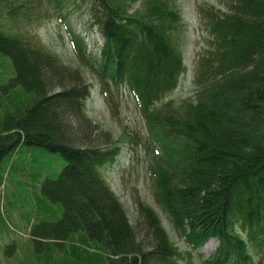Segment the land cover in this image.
<instances>
[{
  "label": "trees",
  "instance_id": "1",
  "mask_svg": "<svg viewBox=\"0 0 264 264\" xmlns=\"http://www.w3.org/2000/svg\"><path fill=\"white\" fill-rule=\"evenodd\" d=\"M47 3L67 12L86 5L102 37L100 52L89 55L79 35L69 32L73 49L108 101L111 87L120 85L138 99L161 144L149 167L154 197L185 245L196 250L217 239L201 264H264V251L255 262L249 250V243L254 250L264 247V0H222L224 8H198L209 38L196 59L194 96L178 105L161 102L184 70L175 0ZM33 4L0 0V185L14 168L9 209L22 204L37 209L38 221L58 219L57 225L42 222L51 225L49 232L33 231L46 253L38 264H179L183 256L155 212L135 198L150 240L144 247L100 174L115 158L118 141L106 135L104 144L80 147L67 139L61 120L67 115L86 122L89 132L83 111L89 93L78 73L16 26L18 17L28 21ZM54 86L60 90L50 92ZM22 145L28 160H11ZM44 153L65 160L57 178H51V167L43 169L51 159ZM184 258L194 264L190 252Z\"/></svg>",
  "mask_w": 264,
  "mask_h": 264
},
{
  "label": "rangeland",
  "instance_id": "2",
  "mask_svg": "<svg viewBox=\"0 0 264 264\" xmlns=\"http://www.w3.org/2000/svg\"><path fill=\"white\" fill-rule=\"evenodd\" d=\"M221 1L175 0L182 18L179 49L184 70L178 78L176 87L161 100L162 103L172 100L174 105H178L183 99L193 98L196 87V59L209 38L198 16V8L208 4L224 8ZM47 5V0H34V4L28 9V21L18 17L19 23L16 26L23 33H27L40 47L57 58L69 72L78 73L89 93L84 100L83 111L92 126L88 125V132L85 127L87 126L86 122V124L79 122L70 115L64 116L61 120L67 127V139L75 146L80 147H84L89 142L95 145L104 144L103 138L106 135L117 140V154L112 162L100 168V174L123 207L129 222L134 227L137 240L142 241L144 247L150 245L149 238L145 236L144 226L136 204L135 198L139 197L155 212L171 243L181 252L183 257L179 260V264H185L184 257H187V252H190L194 264H201L202 259L209 257L214 252L217 239L214 242H209L208 245L203 244L196 250L191 249L177 235L167 213L156 202L153 178L149 167L154 163V156L161 152V144L153 128L146 122L138 99L125 85H120L117 88L111 87V98L109 97L108 101L107 97L101 93L96 76L84 64L80 63L73 49L69 32L79 35L89 55L98 56L102 45V37L97 26L92 24L86 5L78 4L77 7H70L68 12L67 9L58 10L52 5ZM138 5L139 2L132 3L130 9H134ZM25 12L27 13V11ZM53 83L57 85L55 81ZM59 90V86L50 88V92L53 93ZM25 148L27 146L22 145L20 153H14L11 160L16 161L17 158L20 159L24 156V160L27 161L29 155L24 154ZM44 155H47V160L50 156L51 159L43 169L51 167L52 171H48L51 178H57V174L65 165V160L56 154L44 153ZM10 171L4 173L5 177L0 185L2 199L0 211L4 220V222H0V264H38V259L45 258L46 253L43 242L37 243L34 240L33 231L49 232L52 230L51 225H43L42 222L57 225L58 219L42 217V221H38L37 209L31 208V206L26 208L22 204L10 210L6 196L9 195V199L14 197L13 186L10 182L14 176V168ZM46 175L47 173L42 174L37 182L36 191L39 194ZM19 188L26 189V186L22 184ZM241 234L246 238L245 233L241 232ZM57 250L59 249L53 244V253H59ZM249 250L255 262L263 259L264 247L254 250L252 244L249 243Z\"/></svg>",
  "mask_w": 264,
  "mask_h": 264
},
{
  "label": "bare ground",
  "instance_id": "3",
  "mask_svg": "<svg viewBox=\"0 0 264 264\" xmlns=\"http://www.w3.org/2000/svg\"><path fill=\"white\" fill-rule=\"evenodd\" d=\"M85 47H86V46H85ZM86 52H87V51H86ZM99 52H100V51H99ZM211 241H213V242H214V241H216V239H214V238H211V239H209V241H208L207 243H205V244H206V245H208V243H209V242H211Z\"/></svg>",
  "mask_w": 264,
  "mask_h": 264
}]
</instances>
